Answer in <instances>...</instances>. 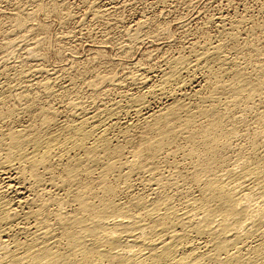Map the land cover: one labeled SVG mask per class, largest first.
I'll use <instances>...</instances> for the list:
<instances>
[{
    "label": "bare ground",
    "instance_id": "6f19581e",
    "mask_svg": "<svg viewBox=\"0 0 264 264\" xmlns=\"http://www.w3.org/2000/svg\"><path fill=\"white\" fill-rule=\"evenodd\" d=\"M79 1V24L116 27V0ZM70 7L0 0V264H264L261 32L220 14L175 49L141 16L118 48H155L122 72L81 68L106 44L52 68L47 19Z\"/></svg>",
    "mask_w": 264,
    "mask_h": 264
},
{
    "label": "rangeland",
    "instance_id": "374dc122",
    "mask_svg": "<svg viewBox=\"0 0 264 264\" xmlns=\"http://www.w3.org/2000/svg\"><path fill=\"white\" fill-rule=\"evenodd\" d=\"M68 1H69V7L71 6L69 9H71L70 11H72L71 13L73 14V15L72 14L71 15L74 16V17H71V20L69 21V24L68 25H67V23H68L67 21L65 23L64 20L60 21L57 17H50V18L47 19V22H49L48 25H49V28L50 29H48L49 31H47V33H48L47 41L48 42L45 43V45H46L45 46L46 47L45 48V50H46L45 54H48L49 55V56H46V58H47V62L49 61L48 64L51 65L52 68H55L57 66L60 68L64 64L69 63L70 62L69 61L70 57H69L68 54L72 50L76 53V55L78 54L77 56H80L81 55L80 57L86 58V56L89 57V55L90 56L92 55V51H93L92 49L95 48L94 46H98L100 44H106L108 50H105V53H104L105 56L101 55V56H99L101 58H99V57L94 58L95 61H98V60L101 59L102 62L101 61L94 62V60L92 59L90 61H92L93 64L95 63L94 65H90L92 63L89 62L90 63L89 64L90 66L88 64H87L88 66L87 65H80V66H82L81 68H83V67L86 66V67L90 68V70H94V69L97 70L98 69L100 71H104L105 69L103 70V67L104 66L105 67L107 66V62H110L111 63L113 61L111 64L108 63V66H111V65L112 66L109 67V68H106V70H110V69L112 70L116 66L115 67L116 68L115 70L116 71H119V72H122L125 69V67L127 66V65H124L125 62H128V61L130 62V59L132 61V60H135L136 58L140 57L141 56L140 53L142 54V51H143L142 49H144V51H147L148 49L152 50V49L155 48V46L151 45L150 43L143 44L141 46H138V47H136L137 49L135 48V50H134L136 53L135 52H132V53H134V55H132V54L130 55V56H133V57H130V56L129 57H125L124 55L121 54V51L118 48L119 47L118 45H120L121 42L124 40L123 37H125V34H124L125 33V29L127 27H130L131 26V23H134L141 16H150V17H154V18L159 19L160 21L159 20H155L154 23H152V26H154V27H155V25H153V24H156V22L157 23H160V22L164 21V19H167L166 21H167L168 24L166 26V30L163 28V32L164 33L161 32L162 34L159 35V39L161 41L158 39L157 40L158 42L156 41L155 43H162V44L165 43L164 45L170 44L172 47H175V49L177 47L180 48L181 45H182L181 43H184L182 41H185V39L181 35H184L185 36V34H182V33H186L187 30H185V29H188L187 32H190V33L195 32V30L198 31L199 28L201 27V25H203L204 22H206V19L208 17H213V16L216 17L217 15H220V14H223L224 16H226L228 18H230V15H231V17H235V15L236 16H239V15H243V14L245 15V17L246 16L249 17V19L246 17L247 18V21L245 22V24H243V25H245L243 27V32H245V33L246 32H249L250 29H252V28H254L256 26L254 28V32H255V30H257V31L254 33V35H258L256 37H259L260 34H258V33L261 32V36L263 38L260 37L259 39H261L262 41H264V33L262 32V31H264V29H263V27H264V23H263L264 22V0H211V1L210 0H180V1L179 0H164V1L163 0H141V1L140 0H131V1L130 0H116L117 5H118V3H119V5L120 4L121 5L120 6L118 5L119 6V9L117 10L118 13H116V15L117 14L118 15L115 16L116 19H117V25H116V27L114 25L113 28H110L111 26L105 20H99V21L98 20H95L93 22L95 24H93L92 22H90V23L84 22L86 24V25L84 24V26L81 25V24H79L80 23L79 21H82L81 23L83 24V19H82L83 17H88L89 16V14H90L89 4L91 2H87L86 1V4H85V2H82V1L80 2L79 0H74V1L73 0H68ZM88 1H93V0H88ZM94 1H97V0H94ZM171 8H172V11H171ZM88 10H89V13H88ZM189 10L191 12H189ZM162 12H163V14H162ZM121 13H123V14H121ZM168 13H171V14H168ZM86 14H88V15H86ZM122 17H125V18H122ZM251 17H253V18H251ZM121 19H122V21H121ZM185 19H187V20H185ZM251 20H252V23L253 24L250 23ZM52 21H54V22H52ZM96 21H98V23H100V24H97ZM183 22H185L184 24L187 23L186 24L187 26L186 25L184 26L183 25ZM247 22H248V25L246 24ZM169 23H170V25H169ZM259 23L263 24L262 25L263 27H261L260 26L261 24H259ZM77 24H78V27H75V26H77ZM178 24H180V25H178ZM246 25H247V27H246ZM251 25H254V26L252 27ZM79 26H81L83 30L82 29H79V28H81ZM179 26H181V27H179ZM182 26H184V29H183ZM72 27L73 28L75 27L74 30H76V28H77V30H76V32L74 34H77L78 33L76 36H78L79 38L75 36L73 38L74 41H71V39H69V40L64 39L62 37V35L65 32H71V30L73 29ZM257 27H258V29H256ZM70 28H72V29H70ZM107 28H109V30H107ZM214 28H216V27L213 25V27H211L210 30L212 32H214V30H215ZM244 28H245V30H244ZM168 29L169 30H172V31L170 32ZM246 30H248V31H246ZM63 31H64V33H62ZM93 31L95 33H93ZM108 31H110V32H108ZM122 32H124V33H122ZM57 33H58V35H57ZM106 35L109 36L111 39H108V37ZM105 36H106V38H105ZM104 38H105V40H107V42L109 40L110 43L109 42L108 43H103V42L101 43V40L102 39L104 40ZM169 38H171V39H169ZM57 39H58V41H62V40L65 41L66 40L67 43H65V42H58V41H56ZM50 40H51V42H50ZM54 42H57V43H54ZM80 42H82V43H80ZM48 43H50V44H48ZM61 43H63V44H61ZM162 44H161V46H162ZM50 45H51L52 48H55V51H58V52L55 53L54 49L50 48ZM57 45H59V46H57ZM147 46L148 47L151 46V48L150 47L148 48ZM62 47H64V48H62ZM49 48H50L51 51L49 50ZM89 48L91 49V52H90V49ZM47 49H48V51H47ZM60 49H63V52ZM69 49H71V50H69ZM155 53H156V51H155ZM53 54L55 56H53ZM138 55H140V56H138ZM123 56H124L125 60H123ZM103 57H105V58H103ZM128 58H129V60H128ZM108 59H112V61L111 60H108ZM122 60H123V62H122ZM116 62H117V64H116ZM98 63L101 64V67H98V66H100ZM113 63H114L115 66L113 65ZM122 63H123L124 66H122ZM119 64H121V66L123 67V70H122V68H121V66ZM94 66H96L97 68L94 67ZM58 67L56 69H59ZM115 70L113 69V71H115Z\"/></svg>",
    "mask_w": 264,
    "mask_h": 264
}]
</instances>
